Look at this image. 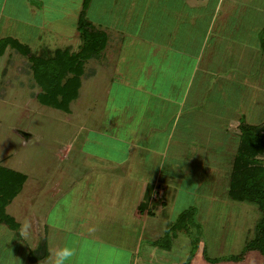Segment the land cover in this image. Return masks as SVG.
Masks as SVG:
<instances>
[{"label": "rangeland", "instance_id": "374dc122", "mask_svg": "<svg viewBox=\"0 0 264 264\" xmlns=\"http://www.w3.org/2000/svg\"><path fill=\"white\" fill-rule=\"evenodd\" d=\"M46 1L47 4L41 7L44 22L38 29L44 34L45 39L37 45L36 38L32 36L29 39L31 50L39 55H45L46 52L42 53V50L46 47L53 49L57 46H69L71 50H77L81 41L76 23L83 0ZM105 1L110 0H90L86 15L88 13V17L92 19L94 14L100 13V16L105 18L103 7ZM212 6L210 1L207 5V16L211 14ZM220 11L217 13L219 16L215 15V20L213 18V29L201 40L203 47L198 52L199 66L212 70V73L205 74L197 70L189 93L194 95L199 91L206 92L202 105L208 110L209 118L216 117L212 119L216 123H220V116H233L240 108L245 113L246 122L261 124L264 122V51L260 45V37L264 32V0H236L232 4L230 0H223ZM223 13H228L226 14L228 20L227 23L221 24L220 17ZM93 23L99 27L97 22ZM220 25L225 26L222 33L217 29ZM146 30V27L137 30V40L126 35L122 40V49L112 55L105 52V48L112 45L106 38L105 45L107 43L108 45H104L105 48L103 47L98 57L83 60L78 94L69 102L68 111L40 103L36 97L40 87L32 76L28 58L10 45L4 48L0 55V165L26 174V179L22 183V188L4 205L5 212L19 223V227L16 233L6 224L0 223V264H48V260L43 259L46 256H43L42 250L38 248V243L45 237L42 215L46 210L42 208H45L43 204L46 207L52 204L47 212L48 222L54 223L50 235L53 243L51 247L59 245L58 239H53V236L57 235L56 227L65 217L67 201L64 196L56 195V179L64 184L68 175L75 174L73 171L75 167L90 160L84 154L75 152V147L80 144L87 149L101 146L110 139L108 132L120 124L122 137L130 139L133 136L129 133L131 129L128 128V124L137 113L134 95L127 94L126 89L124 91L123 87H120L117 82L120 81L119 77L122 78L120 75L133 79L136 70L139 71L143 65L150 64L144 76L148 73L149 78H154L158 82L168 73L167 70L162 72L152 68L153 64L164 59V57L159 59L163 48L150 45L145 40L139 42V37L145 34ZM226 33L231 35L229 36L231 40L223 37ZM156 37H159V33L155 39ZM157 39L164 41L162 36ZM196 42L194 39L192 46L195 50L200 45V42L197 44ZM232 50L234 54H230ZM231 64L236 70L227 73L226 67ZM225 74L227 77L239 76L241 80L249 81H252L251 78L255 74L256 81L253 83L256 89L235 88L232 84L234 80L229 84L230 78L224 77ZM110 77L113 80H110ZM204 77L208 80L207 84ZM177 90L176 88L175 91ZM223 94L228 99H225ZM147 97L151 98L152 95L147 94ZM238 98L243 102H237ZM128 112L132 113V117L127 116ZM134 118L133 123L147 121L139 115ZM133 126L135 125L130 127ZM90 130L94 133L89 132ZM180 132L178 127L176 135L171 137V147L176 141L178 144L181 143L185 150L187 148V152L184 151L182 158L176 161L171 159L167 152L161 176L166 180L170 179L173 184L183 182L187 190L186 206L190 211L193 210L191 220L186 219L184 223L200 224L201 228H204L201 232L206 237L207 249L212 251L215 246L221 247L227 256L235 246L239 247L240 243L242 245L240 238L242 231L239 230V226H244V229L250 226L251 232L245 240L250 238L253 236L254 223L260 215L256 204L226 197L229 165L235 152L234 146L238 137L236 133L239 130L225 135L216 134L212 136L209 145L207 137L210 136L204 134L207 132L206 129L199 132L191 131L187 136ZM214 132L219 133L218 130ZM134 136L139 138V142H143L147 135H137L136 128ZM155 137L159 139L155 142L163 145L164 135L159 133ZM220 138L225 139L223 146L217 144ZM226 140L229 143H226ZM67 145L69 154L64 159L60 157L61 149ZM201 147L204 148L201 150L199 149ZM139 151L136 147L132 151L136 160ZM213 156L222 158L221 167ZM259 159L264 161V155ZM145 162H148V171L153 172L157 158H147ZM189 190L193 193L190 194ZM161 194V190L158 189L155 190V194L152 193L156 199ZM180 207H169L166 210H173L178 214ZM194 210L199 212L194 214ZM200 210H205L201 211L205 213L199 215ZM197 214L203 219L201 223ZM237 235L239 242L234 241ZM214 237L217 241H214ZM209 251L208 254L211 255Z\"/></svg>", "mask_w": 264, "mask_h": 264}, {"label": "crops", "instance_id": "0c3cea01", "mask_svg": "<svg viewBox=\"0 0 264 264\" xmlns=\"http://www.w3.org/2000/svg\"><path fill=\"white\" fill-rule=\"evenodd\" d=\"M89 1L86 9L88 5L90 7ZM210 1L213 6L211 14L207 16V5ZM222 1L110 0L103 4L105 18L99 13L94 14L90 19L87 13L86 16L92 23L95 21L99 24L98 27L93 23L96 27L100 29L101 26L105 27L102 30L107 33V42L112 45L104 48L105 52L111 55L122 49V40L126 35L137 40V30L146 27V33L139 37V42L145 40L150 45L163 48L159 59L164 57V61L160 59V62L153 64L152 68L162 72L167 70L168 73L158 82L154 78H149L148 73L144 76L150 64L143 65L139 71L135 69L136 74L133 79L120 75L122 78L119 77L120 81H117L120 87H123L124 91L126 89L127 94L134 95L137 110L134 117L137 118L139 115L147 121L133 123L135 118L130 119L128 128L131 129L129 133L133 135L130 139L122 137L120 124L114 127L116 130L108 132L110 139L101 146H96L97 148L87 149L83 144L77 145L74 151L84 154L90 160L75 167L76 169L73 170L75 174L68 175L64 184L56 179V195L64 196L67 201L65 205L67 211L62 223L57 224V235H54L53 239H58L60 244L67 242L75 247L73 264H183L189 254L188 264H264V255L257 248L249 247L243 250L245 237L251 232L249 225L245 229L244 226H239V230L242 231L240 236L242 245L240 243L239 247L235 246L227 256H225L226 252L220 249L221 247L218 249L215 246L212 251L207 249L206 237L201 232L204 228H201L200 224L191 225L182 222L176 226L174 224L173 227L172 223L179 213L184 208H188L185 203L187 190L182 181V184L178 181L174 185L170 179L166 180L161 176L167 152L175 161L182 158L184 151L187 152V148L185 150L181 147V143L178 144L176 141L171 147V137L176 135L178 127L180 133L186 134L185 136L191 131L199 132L206 129L207 132L204 134L210 136L207 137L209 145L212 136L216 134L238 132L240 118L245 119V113L238 108L233 116H220V123H216L212 120L216 117L209 118L208 110L202 105L205 99L203 95H206V92L199 91L194 95L189 93L197 70L205 74L212 73V70L199 66L198 52L203 47L201 40L205 39L206 34L213 29V18L215 15L219 16L217 13L221 12ZM230 1L232 4L236 0ZM46 4V0H0V38L10 36L29 45V39L34 36L38 45L45 39L44 34L38 29L44 22L41 7ZM226 14L223 13L220 17L221 24L227 23ZM134 25L137 27L135 28ZM224 28V25L217 27L221 33ZM157 33L164 41L157 39L159 37L155 39ZM225 36L227 39L231 35L226 33L223 37ZM194 39L200 42L199 47H196L197 51L192 46ZM232 53L234 54L233 50L230 54ZM226 70L228 73L236 68L231 64ZM227 76L224 75L230 78L229 84L234 80L232 84L235 88L256 89L253 83L256 81L255 74L251 78L252 81L241 80L239 76ZM109 79L113 80L112 77ZM207 82L206 79L205 84ZM174 88L178 90L175 91ZM147 94H151L152 97H147ZM223 97L228 99L224 94ZM239 98L237 102H243ZM131 114L127 116L132 117ZM132 125L135 126L132 128L130 127ZM136 128L137 135H147L143 142H139V138L134 136ZM216 130L219 133L214 132ZM102 132L104 134L105 130ZM159 133L165 137L163 145L155 142L159 140L155 137ZM224 141L225 139L221 138L217 140L218 146H223ZM226 143L229 142L226 140ZM135 147L140 150L138 160L132 154ZM68 149V145L61 149V158L68 157ZM151 157L157 158L153 172L148 171V162H145ZM213 158L217 159V164L221 167L222 158L214 156ZM156 189L161 190L162 193L157 199L152 195L153 192L155 194ZM189 193L193 192L189 190ZM43 206L46 208H42L46 210L42 215L45 232L43 239L46 242L47 252L43 259L46 261L53 244L50 235L54 223H49L47 217L52 204L48 207L45 204ZM173 206H181L178 214L173 210H166L169 207L174 208ZM201 211L205 210H200L199 215L205 213ZM197 212L199 211L194 210V214ZM199 215L198 218L201 217ZM199 220L200 223L203 221L201 218ZM90 228L93 230L89 231ZM193 237L197 238L195 248L192 245ZM237 238L239 235L234 241L239 242ZM214 241H217L216 237Z\"/></svg>", "mask_w": 264, "mask_h": 264}, {"label": "trees", "instance_id": "16d2710c", "mask_svg": "<svg viewBox=\"0 0 264 264\" xmlns=\"http://www.w3.org/2000/svg\"><path fill=\"white\" fill-rule=\"evenodd\" d=\"M86 5L87 0H83L77 17L76 29L81 42L75 51L69 46H57L53 49L46 47L42 50V53L46 52L45 55H39L31 50L29 45L15 38L6 36L0 39V55L4 48L10 45L28 58L32 76L40 87L36 97L42 104L68 111L69 102L78 94L83 60L98 57L106 43V32L87 18ZM260 45L264 51V32L260 37ZM238 130L235 152L230 165L228 164L226 197L256 204L260 215L254 223L253 236L244 241L243 250L255 247L264 255V161L259 159L264 155V122L252 124L241 117ZM25 177L22 172L0 165V223L6 224L16 233L19 223L5 212L4 205L18 192ZM191 215L193 210H182L172 226L186 219L191 220ZM196 244L197 238L193 237V248ZM38 248L42 250V255L46 256L44 239L38 243ZM189 259L190 254L183 264H188Z\"/></svg>", "mask_w": 264, "mask_h": 264}, {"label": "clouds", "instance_id": "9594fccd", "mask_svg": "<svg viewBox=\"0 0 264 264\" xmlns=\"http://www.w3.org/2000/svg\"><path fill=\"white\" fill-rule=\"evenodd\" d=\"M75 255L76 249L70 243L53 246L49 249L48 264H73Z\"/></svg>", "mask_w": 264, "mask_h": 264}]
</instances>
